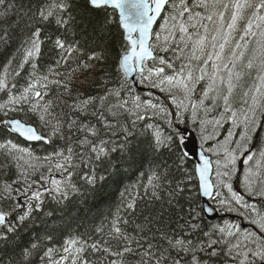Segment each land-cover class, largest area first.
Returning a JSON list of instances; mask_svg holds the SVG:
<instances>
[{
  "label": "snow or ice",
  "instance_id": "snow-or-ice-1",
  "mask_svg": "<svg viewBox=\"0 0 264 264\" xmlns=\"http://www.w3.org/2000/svg\"><path fill=\"white\" fill-rule=\"evenodd\" d=\"M84 3L100 36L111 27L120 31L115 57L103 47H80L74 29L84 21L73 13V0H37L35 11L29 6L18 13L27 21L15 51L0 62V128L51 148L38 156L11 139L0 142V154L19 173L0 182V240L43 212L46 198L65 204L117 177L126 160L135 164L150 156L149 170L119 190L114 210L99 223L66 229L59 238L47 232L23 250L24 259L35 254L40 264H264V0ZM14 7L6 5L5 17ZM158 23L160 31L154 29ZM12 39L7 31L0 34L6 48ZM46 50L57 51V58L47 61ZM94 73L101 74L94 77L98 91L85 95L77 83ZM133 73L141 84L166 93L175 111L136 94V81L127 82ZM201 110L206 117L215 114L204 119ZM161 113L164 128L154 122ZM29 114L31 123L24 118ZM189 118L204 142L224 124L230 127L222 140L202 144L197 162L186 169ZM208 125L213 134L203 135ZM181 169L182 179L174 175ZM219 213H236L256 227L204 223Z\"/></svg>",
  "mask_w": 264,
  "mask_h": 264
},
{
  "label": "trees",
  "instance_id": "trees-1",
  "mask_svg": "<svg viewBox=\"0 0 264 264\" xmlns=\"http://www.w3.org/2000/svg\"><path fill=\"white\" fill-rule=\"evenodd\" d=\"M74 7L72 9L73 13L76 15L77 20L83 19V23H77L75 26V40L79 41L80 47L86 52H90L94 49H99L103 47L108 55L115 57L117 55V50L121 43V33L115 28L111 27L108 29L107 34L100 36L97 31V20L93 14H91L84 3V0H73ZM7 4H14L13 9H7L8 15L5 17L4 13L6 11ZM37 0H5V6H0V34L3 31H7L10 36H12V41L10 45L6 48L3 44H0V62H3L7 57L11 56L15 51L18 43V37L21 33L24 23L27 21V17L18 16V13L27 12L29 6L35 11ZM197 11H201L197 9ZM163 23V21H159ZM159 23L157 24L155 30L160 31ZM17 24L20 27H17ZM171 55V53H169ZM47 61H51L57 58V51L48 52L46 50ZM87 75V74H86ZM101 75L100 73H94L93 76L88 77L85 83H77V88L79 91L85 93V95H94L98 91V83L95 82L94 77ZM84 80V77L80 78ZM140 80V78H139ZM130 84V82L127 80ZM147 83V82H146ZM139 85H141L139 83ZM114 85H109L112 87ZM144 87L143 91L137 90L135 87L133 91L140 95L142 99H152L153 103L161 104L167 106L173 112L171 100L167 97L166 93L161 92L159 89H152L148 85H142ZM204 82L197 84L195 93L193 95V100L199 98L200 93L203 90ZM152 93L149 96V93ZM76 93L73 92V95ZM67 95H64V99H67ZM71 101L69 100V103ZM206 104L208 101L205 102ZM63 111L67 112L68 109L64 108ZM213 114L209 116H204L203 110H201L200 117L204 119H210ZM11 115H17L12 113ZM23 116L24 114H20ZM186 116L190 117V113H185ZM163 114L155 118L156 123H159L162 128L165 127L162 120ZM29 122H33L35 119L31 117L30 114L27 117ZM38 123V122H37ZM189 127L191 128V137L196 139L199 145L204 146V148L215 144L218 140H222L224 135L227 133L230 124H224L220 128L219 135L215 136L212 141L204 142L200 139L201 132L199 126L194 124L189 118ZM46 133L47 130H42ZM213 134V127L208 125L206 131L203 135ZM7 139L13 140V142L19 143L21 146L30 147L34 153L38 156H43L47 151H51L50 147L45 146L41 142L30 143L22 140L17 135L11 133L8 129L0 128V142ZM162 158H167L170 165L173 164V158L168 157L167 153L163 154ZM150 156H146L137 163L133 164L131 161H127L122 164L120 174L114 179L98 184L94 189L83 190V193L76 195L73 199H70L65 204L57 205L55 201L50 198H46L45 206L43 212L38 213L33 221H29L26 225L20 227L16 233H10L7 240H0V264H40L38 256L35 254L25 260L22 253L25 248H28L32 242H36L38 237H43L47 232H51L57 238H59L60 233L64 232L66 229L75 230L77 227L83 231L84 226L91 225L93 223H99L101 218L107 215L110 210H114V207L119 199V190H122L125 185L134 184L138 179H141L140 173L147 172L150 167ZM193 161L188 157L185 168L190 169L193 166ZM0 165H4L3 169H0V182L8 180H16L18 178V169L14 162L9 163L5 161L2 154H0ZM182 171H175L174 175L178 178L182 177ZM242 173H238L240 175ZM234 185L240 186L239 183ZM143 207V205H141ZM159 208V205H157ZM187 205H185V208ZM53 212L52 216H47L44 213ZM173 216L175 213H172ZM225 214V213H224ZM229 214H225L223 219L218 218L217 220L210 222L204 219L206 225L220 224L223 225L225 221L228 220ZM3 226L0 227L2 229Z\"/></svg>",
  "mask_w": 264,
  "mask_h": 264
},
{
  "label": "water",
  "instance_id": "water-1",
  "mask_svg": "<svg viewBox=\"0 0 264 264\" xmlns=\"http://www.w3.org/2000/svg\"><path fill=\"white\" fill-rule=\"evenodd\" d=\"M155 26L156 25H154V28H155ZM127 79L130 80L131 84H132L133 80L136 81L134 87H136L137 90H139V91H143L144 90V87L138 86V74L133 73L132 75H130L129 77H127ZM13 134H15V133H13ZM15 135H17V134H15ZM20 138H22L23 140H25L23 137H20ZM27 142H30V141H27ZM188 147H189V150H190L189 158L193 161V163H196L197 162V158H198V154L201 151V146L198 145V143H197V141L195 139L190 138ZM220 217H222V215L217 214V215H213V216L206 217V220H208L210 222H213V221L217 220Z\"/></svg>",
  "mask_w": 264,
  "mask_h": 264
},
{
  "label": "rangeland",
  "instance_id": "rangeland-1",
  "mask_svg": "<svg viewBox=\"0 0 264 264\" xmlns=\"http://www.w3.org/2000/svg\"><path fill=\"white\" fill-rule=\"evenodd\" d=\"M141 85H145L146 86L147 83L145 82L144 84H141ZM181 98H182V96H181ZM185 102L187 103V101H185ZM172 106H173V108H175L174 105H172ZM234 187H236L238 190L243 191L241 185L240 186L234 185ZM229 217H231V218H229L228 220H231V222H233V223L240 224L244 228H248L250 230H254L255 227H256V226L252 225L247 218H243L242 219L236 213L229 214Z\"/></svg>",
  "mask_w": 264,
  "mask_h": 264
}]
</instances>
